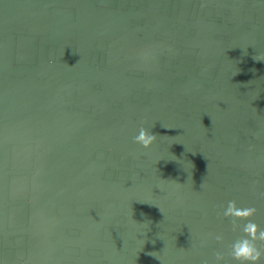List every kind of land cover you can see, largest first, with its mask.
I'll return each instance as SVG.
<instances>
[{
  "label": "water",
  "instance_id": "water-1",
  "mask_svg": "<svg viewBox=\"0 0 264 264\" xmlns=\"http://www.w3.org/2000/svg\"><path fill=\"white\" fill-rule=\"evenodd\" d=\"M229 200L264 228V0H0L2 264H238Z\"/></svg>",
  "mask_w": 264,
  "mask_h": 264
},
{
  "label": "clouds",
  "instance_id": "clouds-1",
  "mask_svg": "<svg viewBox=\"0 0 264 264\" xmlns=\"http://www.w3.org/2000/svg\"><path fill=\"white\" fill-rule=\"evenodd\" d=\"M156 136L157 134L151 130L140 127L133 140L143 148H149ZM255 213L256 208L254 206L240 207L235 200L227 201L226 206L223 207V217L230 218L234 226L237 225L238 221H244L239 229L242 234L232 240L228 253L232 260L237 261L238 264H259L261 256L264 255V248L257 245V242L264 245V228H260L254 220L250 219ZM209 235L217 242L224 239L223 232L210 233ZM214 257V264H227L223 251H215ZM202 264H209V261L204 260Z\"/></svg>",
  "mask_w": 264,
  "mask_h": 264
}]
</instances>
